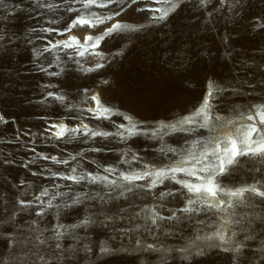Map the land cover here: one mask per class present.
I'll return each mask as SVG.
<instances>
[{"label": "rangeland", "instance_id": "rangeland-1", "mask_svg": "<svg viewBox=\"0 0 264 264\" xmlns=\"http://www.w3.org/2000/svg\"><path fill=\"white\" fill-rule=\"evenodd\" d=\"M162 3L121 0L108 7H93L91 11L112 19L96 28L73 29L80 35L90 30L99 36L114 23L128 29L101 42L96 51L103 58L86 55L69 59L71 50L57 49L37 59L35 52L47 45V39L62 38L55 33L49 36L42 29H62L76 14L63 7L49 10L45 6L63 5V0H3L0 116L7 123L0 122V264H53L48 245H39L37 237H51L56 225L68 229L62 245L78 250L71 257L72 264H264V201L259 197L246 194L248 200L229 210L231 219L240 221L230 225L229 235L236 232L232 244L243 243L244 248L239 253L225 252L214 246L219 241L203 238L217 230L227 213L180 212L186 205L184 196L160 197L161 192L180 189L173 181L165 180L151 190L134 188L124 197H117V189L112 193L117 198L105 196L104 203L92 198L73 203L77 196L91 197L108 189L52 176L53 172L71 174L72 168L76 175H108L104 172L108 167L116 169L109 179H117L119 172L129 168L139 171L145 165H169L179 157L167 148L180 152L209 132L171 133L160 140L151 135L152 130L162 121L172 122L195 111L210 84L217 88L213 115L238 120L241 113L246 116L254 110L253 106L264 105V28L259 26L264 24V0H224L223 4L221 0H179L175 11L161 21L154 19L159 15L154 9ZM121 7L120 15H113ZM97 63L104 67L81 70V65L94 68ZM41 66L47 71H41ZM52 72L58 75L48 74ZM96 90L109 106L132 113L140 133L121 140L114 136L89 138L77 132L48 141L46 125L52 119L63 118L69 123L85 120L93 130L110 133L117 132L118 125L128 124L118 111L110 119L92 118L87 109ZM49 92L66 98L61 102L55 95L49 97ZM38 153L68 160V164L41 159ZM125 159L131 163H123ZM241 160L230 175L221 177L222 183L228 188L264 185V160ZM45 188L49 189V196L42 197L45 204L55 192L64 195L38 217L36 213L44 205L35 197ZM21 200L33 203L22 207ZM151 208L164 217L175 212L177 219L161 221V227H156L145 220L144 212L135 215ZM83 220L92 222L73 227ZM40 229H45L43 235ZM148 244L155 249H149ZM85 245L90 250H85ZM38 256H45V261Z\"/></svg>", "mask_w": 264, "mask_h": 264}, {"label": "snow or ice", "instance_id": "snow-or-ice-1", "mask_svg": "<svg viewBox=\"0 0 264 264\" xmlns=\"http://www.w3.org/2000/svg\"><path fill=\"white\" fill-rule=\"evenodd\" d=\"M121 0H63V5L46 4L45 6L49 10H56L63 7L64 11L69 13H75V17L70 19L69 23L62 29L56 27H49L42 29L43 32L49 36L55 33L56 35L63 36L67 33H71L73 29L77 27L83 28H96L98 25L105 23V21L112 19L109 15H99L96 12L91 11L93 7H108L113 3L119 4ZM202 3L205 0H201ZM132 4L138 3V0H131ZM179 0H163L160 7L154 9L159 15L154 19L165 20L175 9L178 7ZM224 3V0H221ZM72 4H80L81 7L74 8ZM3 5V0H0V6ZM123 7L119 11L113 13L118 16L123 11ZM143 11L144 9H138ZM53 24L57 21L53 20ZM264 28V24L259 25ZM128 30L126 26L120 23H114L111 27L105 29V31L99 36L86 35L83 37V42L80 38L74 35H68L67 39L56 40L47 39V45L42 49H37L35 55L37 59L45 53H54L55 50H71L73 55L69 56V59H74L75 56L84 58L86 55H93L103 58L101 52H97L101 45V42L106 38L112 37L113 34L121 31ZM67 54V53H66ZM119 54V53H117ZM59 56H56V60L59 61ZM77 64L80 61H76ZM51 67V63L49 64ZM104 67L103 64L97 63L94 68H83L81 70L85 72H92L99 68ZM41 71H47L46 68H40ZM63 71V69H61ZM49 75H58V73L52 72ZM107 83V81H105ZM217 88L214 84H210L209 90L203 98L202 103L189 115L182 116L172 122H161L157 128L153 129L151 135L158 137L160 140L171 133H186L191 135L196 132L197 129H206L209 132L207 137H201L192 141L190 146L186 147L180 152H177L174 148H167V152H171L177 155L179 158L175 159L169 165L156 168L145 165L142 170L134 171L129 168L128 171H121L118 174L117 179H109V176L116 171L114 168H104V172L108 175L81 173L76 175V168H72V173L64 175L62 173L53 172L52 176L71 180L73 183L79 184L82 181H86L92 185H102L108 189V192L101 194L96 192L94 196L89 197V194H82L77 196L72 202L80 203L81 199H96L101 203L105 202V196L109 199L124 197L127 193L132 192L134 188L147 187L148 190L154 189L159 184H163L165 180L173 181L175 184L180 185V189L175 191L161 192L160 197L163 199L167 196H174L176 194L184 196L186 205L179 211L184 214H199L213 212L215 213H227V216L221 218V223L216 231L210 236H206L205 240L219 241L215 247L221 248L225 252L239 253L243 248V243L232 244L233 237L236 236V232L232 231L229 235L230 225L238 224L240 221L231 219L233 213L229 212L230 209H234L237 205L244 203L251 196L259 197L261 201H264V185H258L253 183L251 185L228 188L222 183L221 177L230 175L236 167H238L242 160L241 158L259 159L264 160V105H255L254 110L245 116L243 113L239 115L238 120L232 118H224L220 115H213L214 105L212 99L216 94ZM49 97L54 96V93L49 92ZM65 95H55V99L64 102ZM91 100L94 102V107L88 108L87 111L92 114V118L95 119H110L111 116L116 113L113 109L106 107L98 95H93ZM125 120L128 121L127 125H118L117 132L110 133L104 131H96L89 127L88 124L83 123L76 128H69L66 124L61 122L60 124H51L50 128L55 129L52 132L57 140L63 138L66 134L74 136L77 132H82L85 137L94 138L98 136L102 137H119L121 140H127L128 138L138 135L140 133V127L138 123L131 117L125 116ZM250 121L245 123L244 121ZM0 122L7 123L3 116H0ZM93 151H103L102 148H94ZM164 152L165 149L161 148ZM41 159L51 160L54 163L68 164V160H58L56 156H44L41 153L37 154ZM75 159V157H72ZM133 160L137 157L133 156ZM123 163L130 164L128 160H123ZM37 175V173H33ZM185 177L192 178L186 179ZM149 180L146 185H138L136 181ZM58 187V186H57ZM117 197H113L112 193L116 192ZM183 190V191H181ZM64 193L55 192L47 200L45 204L42 197L49 196V189H43L38 196L35 197L36 201L44 205L37 211L36 215L42 216L45 212V208L52 207V201L58 196H62ZM22 207H29L32 205V201H19ZM131 207V206H130ZM141 212L145 213V220H150L152 226L161 227L160 222L164 220L177 219L175 212L171 216L164 217L160 215L155 208L141 209L140 212H136L135 215L139 217ZM90 220H83L79 225L75 227H83L90 223ZM35 223V221L33 222ZM41 235L45 229H40ZM54 235L51 237H37L39 245H48L47 252L50 255L53 264H61V261H66L67 264H72L71 257L77 255V249L68 247L66 248L60 242L68 231L64 225H56L53 230ZM250 237H245L249 239ZM77 242L80 238L75 237ZM200 239V237H197ZM55 243H49V241ZM137 244L140 241L136 242ZM149 249H155V245L148 244ZM85 250L88 249L87 245L84 246ZM180 251H185L180 249ZM38 259L45 261V256H38ZM47 264V261H45Z\"/></svg>", "mask_w": 264, "mask_h": 264}, {"label": "bare ground", "instance_id": "bare-ground-1", "mask_svg": "<svg viewBox=\"0 0 264 264\" xmlns=\"http://www.w3.org/2000/svg\"><path fill=\"white\" fill-rule=\"evenodd\" d=\"M68 35H74V36L80 38L81 42H83V37H84V36H86V35L94 36V33H93L92 31H90V30H86L82 35H80V34L77 33L76 31L72 30L71 33H67V34L63 35L62 38H56V40L67 39V36H68ZM53 42H55V40H53ZM207 91H208V90H207ZM94 95H98V96L100 97V99H101V102H102L106 107H109V108L113 109L114 112L118 111V112H121V114H122L123 116H131L132 118H135V116H134L132 113H129V112H127V111L117 110V109H115L114 107L109 106V105L103 100L102 95H101V93H100L99 90H96ZM205 95H206V94H205ZM205 95H204V97H205ZM89 105H90L89 108L95 106V105H94V102H93L92 100L90 101ZM198 107H199V106H198ZM89 113H90V112H89ZM159 121H160V120H159ZM61 122H63L64 124H66V125H67L68 127H70V128H76V127H78V126L81 125V121H77V122L69 123V122H67V121H66L65 119H63V118L52 119V120H50L49 125H46L47 128H48V132H46V130L44 131V132H46L47 134H50V139H51V140L48 139V141H57V139H56L54 136H52V132H54L55 129L50 128V125H51V124H60ZM162 122H163V121H162ZM83 123L88 124L87 122H85V120H83Z\"/></svg>", "mask_w": 264, "mask_h": 264}]
</instances>
